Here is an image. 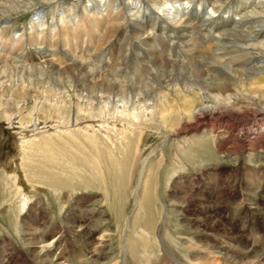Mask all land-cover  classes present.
<instances>
[{
    "label": "bare ground",
    "instance_id": "1",
    "mask_svg": "<svg viewBox=\"0 0 264 264\" xmlns=\"http://www.w3.org/2000/svg\"><path fill=\"white\" fill-rule=\"evenodd\" d=\"M38 1L47 6H36L34 0H0V86L15 88V68L26 69L27 60H36L37 70L52 74L57 71L62 57L70 61L71 53L85 49L82 44L87 42L89 49L100 50L106 37L111 35L109 50L100 54L103 58L96 71H90L94 65L89 66L91 61L86 65L84 59L79 58L80 76L72 73L71 84L64 86V90L67 93L69 88L74 89L76 104L80 106L77 108L83 109L81 106L85 105L90 110L89 115L84 114L96 117L107 108L102 94L111 97L122 92L126 82H122L120 74L129 66L133 68L128 76L124 75L131 80L127 83L130 103L112 110L111 116L115 123L121 119L125 122L117 128L122 136H135L139 130L138 139L132 141L137 154L131 170L137 168L138 172L133 193L135 205L140 196L149 197L147 194L152 190L162 203L163 219L167 222L168 205L163 202L160 190L171 184L169 194L165 195L191 202L199 210L193 217L179 213L182 219L190 225L202 226V231L210 232L206 234L212 239L200 245L201 237L195 236V241L183 240L180 247L187 251H184L185 261L169 246L162 231L156 239L162 250L160 256L171 260L167 264H225L224 260L216 258V254L224 252L228 264H232L231 258L234 264H264V245L260 237L251 233L249 243L238 244L219 224L210 203L219 202L222 189L233 191L236 187L237 192H231L234 193L231 200L228 197L225 200L228 218L244 228L253 226L256 219L264 226V0ZM27 12H33L29 26L21 32L12 30L16 18ZM27 37L28 48L24 41ZM45 39L49 47L44 46ZM25 50L27 55L23 56ZM59 58L61 61H57ZM105 65L108 72L100 71ZM98 104L103 105L101 110L96 107ZM85 125L80 126L81 129ZM147 127L161 136V142L146 156H141L142 134ZM194 149L219 154V157L201 161L196 171L184 172L188 167L185 159L190 161ZM226 162L235 163L228 165L235 168L223 174L219 168ZM173 174H176L175 179L171 181ZM78 208L79 205L71 204L64 216L70 235L82 238L89 247L94 245L90 251L92 260L102 257L111 264L118 262V258L112 262L111 254L105 253L104 240L94 236L96 232L90 225L93 211L87 206L85 211L90 217L80 221V215L76 217ZM103 215L99 213L97 218ZM27 221L22 232L29 243L27 252L32 261L65 264L67 258L61 244L50 240L52 233L48 227H37L35 218L27 217ZM149 235L144 234L146 242L151 238ZM177 240L180 241V237ZM8 254L0 252L1 264L10 260ZM125 257L120 259V264H135ZM158 259L149 264H165ZM147 260H150L148 256L144 264H148Z\"/></svg>",
    "mask_w": 264,
    "mask_h": 264
},
{
    "label": "rangeland",
    "instance_id": "2",
    "mask_svg": "<svg viewBox=\"0 0 264 264\" xmlns=\"http://www.w3.org/2000/svg\"><path fill=\"white\" fill-rule=\"evenodd\" d=\"M34 2L36 6L43 4L44 7L47 6L46 3H39L38 0H34ZM58 11L59 7L56 12ZM32 15L33 12H27L18 16L11 29L21 32L29 26ZM8 28L10 29L9 26ZM112 38L111 35L106 37L102 48L97 51L89 49L91 46L88 42L82 44L85 45V49H80L81 51L78 49L71 53L73 59L70 57L71 60L66 62L65 57L61 58L63 60L58 64L55 74L39 71L36 69L38 66L36 60H27L26 63L29 66L27 65L26 69L23 68L26 72L22 68H15V88L11 89L7 85L0 86V252L4 251V253L10 254H8L10 260L6 264H44L32 261L27 252L29 243L25 240L22 232V226L28 222L27 217L35 218L37 227H48L49 232L52 233L50 240H53L54 243L57 240L61 244L62 251L67 258L65 264H111L104 261L102 257L92 260L90 251L94 245L89 247L90 244L88 245L82 238L70 235L64 216L70 211L71 204L74 203L79 205L76 217L80 215V221L90 217V213L85 211L87 206L93 211L90 225L96 232L94 236L104 240L103 243H106L104 251L107 255L111 254L112 262L115 258L119 259L113 264L122 263L120 259H124L125 256L135 264H142V262L144 264L147 256L150 258L147 260L148 264L158 257L163 259L162 261L158 259V262L171 263L170 259L160 256L162 250L156 244L157 234L162 231L169 246L181 259H184V253L187 252L180 247L183 240L192 238L195 241L196 237L199 239L201 237L202 241L198 242L199 245L212 241L207 235L210 232L202 231V226L190 225L187 220L182 219L181 215L193 217L199 210L191 202L178 201L171 194L165 195L169 194L171 184L167 186V189L163 187L160 190V194L164 196L163 202L168 205L169 218L167 222L163 219L162 203L156 199V194L152 190L147 194L152 199L143 194L139 197L138 204L135 205L133 193L138 172L137 168L131 170L132 162L135 161V154H137L132 141L134 143L138 139L139 130H136L135 136L129 137L128 134L122 136L117 128H121L125 122L121 119L115 123L111 116L112 110L119 109V106L122 108V105L126 107L130 103L131 97L127 83H130L131 80H127L130 77H127V73H130L133 68L129 66L128 71L126 69L120 74L122 82H126L122 86V92H119L117 96L111 94V97L106 93L102 94L104 102H107L105 105L107 108L96 117L89 116V118L85 115L90 110L85 105L81 106L83 109H78L80 106L76 104L77 97H75L74 89L69 88L67 93L64 90V86L71 84L72 73L76 77L80 76L78 74L79 58L84 59L86 65H89V61H91L92 64L89 66L94 65L91 67L92 70L90 67L89 69L91 72H95L96 66L101 64L103 58L100 54L108 52ZM24 41L26 42L25 47L28 48V37ZM46 42L48 44L45 39L44 46H47ZM56 48L53 47V49ZM26 51L22 52L23 56L27 55ZM80 54L81 56L84 54L83 57H79ZM59 60L60 58L57 61ZM105 60L107 62V59ZM19 64L22 63L19 62ZM106 69L108 70V66L105 65L99 70L108 72ZM100 79L104 78L100 77ZM107 99L109 100L107 101ZM115 101H117L116 104L113 103ZM126 102L128 103L126 104ZM102 106V104L96 105L100 110ZM80 115L83 118H78ZM84 123L87 124L85 125L87 131L80 127ZM146 133L142 134L141 156H146L152 148L161 142V136L153 128L147 127ZM23 140L24 142H22ZM198 151L192 150L190 161L185 159L188 167L183 170L184 172L196 171L197 165L201 161H212L219 157V154ZM195 153L197 155H194ZM226 164L224 163L219 168L223 174L235 168L228 166L235 163L226 162ZM183 171L179 173H184ZM173 175L171 181L175 179L176 174ZM236 190V187L233 191L226 189L224 192L222 189L223 194L219 202L218 200H216L217 202L210 201L212 203L211 212L217 213L219 224L230 236H233L238 244L249 243L252 233L260 237V242L264 245V226L258 222V219L254 221L253 226L244 228L236 220L234 222L228 218L227 208L224 207L225 200L228 198L231 200L233 194L237 192ZM231 192L234 193L231 194ZM170 204L171 207H169ZM221 209L225 212H222ZM99 213L104 214L103 218H97ZM144 234H151V236L149 235L151 238H147L148 242H146ZM177 237H180V241L177 240ZM142 248L144 249L141 250ZM140 253H142V257ZM213 254L210 253V255ZM260 254L262 253L260 252ZM216 256L219 261L224 260L223 262L228 264L224 252L216 254ZM186 259L184 260L187 261ZM229 262L234 264L232 258ZM215 264L224 263L216 262Z\"/></svg>",
    "mask_w": 264,
    "mask_h": 264
}]
</instances>
